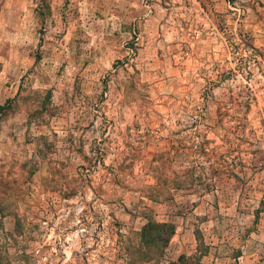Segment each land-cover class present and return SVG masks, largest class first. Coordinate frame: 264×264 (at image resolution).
Wrapping results in <instances>:
<instances>
[{"label":"rangeland","instance_id":"obj_1","mask_svg":"<svg viewBox=\"0 0 264 264\" xmlns=\"http://www.w3.org/2000/svg\"><path fill=\"white\" fill-rule=\"evenodd\" d=\"M11 2L21 8L0 22V264H54L59 253H42L57 226L44 220L71 225L77 212L85 229L66 233L61 264H166L201 243L199 264L253 250L264 262V0H160L168 66L145 73L131 32L133 55L108 74L71 7L51 16L49 0ZM192 168L212 184L147 195L151 169ZM145 214L174 225L161 251L140 239ZM96 220L108 234L90 232Z\"/></svg>","mask_w":264,"mask_h":264},{"label":"crops","instance_id":"obj_2","mask_svg":"<svg viewBox=\"0 0 264 264\" xmlns=\"http://www.w3.org/2000/svg\"><path fill=\"white\" fill-rule=\"evenodd\" d=\"M11 1L13 0L0 2V22L4 18L13 19V13L16 14L21 8L20 4H13ZM29 2L35 7L36 0H26L27 5ZM48 5L51 16L55 12L59 14L63 11L64 5L71 7L75 12L71 22L77 26L79 34L89 35L88 51L96 54L95 59L99 62L95 67L99 69L98 73L105 70L108 74L115 60L124 59L127 51L125 43L131 32L136 33L138 65L142 66L145 73H148V69H163L169 64L171 43H167L170 40L171 26L161 21L164 8L160 0H49ZM62 21L65 23L67 20ZM6 41L7 36L2 32L0 23V44ZM1 57L0 54V60ZM92 57L94 56H90ZM82 71L83 69H80L79 73L82 74ZM173 239L176 240L177 235L176 239ZM209 252L210 246L207 254ZM258 256L257 251L253 250L248 255L241 253L236 258L242 264H264ZM171 259H174V256Z\"/></svg>","mask_w":264,"mask_h":264},{"label":"trees","instance_id":"obj_3","mask_svg":"<svg viewBox=\"0 0 264 264\" xmlns=\"http://www.w3.org/2000/svg\"><path fill=\"white\" fill-rule=\"evenodd\" d=\"M150 172L154 183L149 187L150 192L147 195L153 198H158L159 195L168 196L170 189L187 187L196 183L207 188L208 185L212 184L211 175H206L203 171H197L194 168L183 171L170 170L169 174L162 169H151ZM227 173L237 176L235 172ZM142 225L139 236L143 243H153L160 251L163 250V245L174 231V225L171 222L152 220L148 215ZM199 245L201 248H198L196 254L186 255L181 252L174 260H169L166 264H199V257L207 252L206 245L202 243Z\"/></svg>","mask_w":264,"mask_h":264},{"label":"built area","instance_id":"obj_4","mask_svg":"<svg viewBox=\"0 0 264 264\" xmlns=\"http://www.w3.org/2000/svg\"><path fill=\"white\" fill-rule=\"evenodd\" d=\"M133 39L137 40L136 34L133 35ZM125 47H126V55L125 58L122 60V63L125 64L127 60L130 59V57L133 55V47L132 45L125 43ZM113 71V67H111L109 69V72ZM107 221L108 219H113L110 215H107ZM56 221L52 222L49 219L44 220L45 224H48L51 229L54 230V226L56 227V233L55 235H57L56 239H52V240H48L45 242V246L43 249V253H42V258L44 259V262H50L52 259V255H57V253H59V255H57V259L53 262L54 264H61L64 260L65 257L63 256V251L66 248V240H65V235L67 232L71 231L73 235H78L81 234L82 230L85 229V227L82 226V218L80 215H78L77 213H74L70 224H66L64 222V218L61 217L60 215L56 216ZM56 223V224H55ZM100 223L99 225L93 227L91 229V233H95V234H101V233H105L108 234L110 230H108L107 225L105 224V222H103V220H96V224ZM55 224V225H54ZM121 228H118V231H120ZM35 252L38 251V248L34 249ZM62 252V253H61ZM55 257V256H54Z\"/></svg>","mask_w":264,"mask_h":264}]
</instances>
